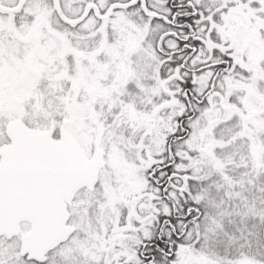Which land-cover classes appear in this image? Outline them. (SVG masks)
I'll use <instances>...</instances> for the list:
<instances>
[{"label":"snow or ice","instance_id":"snow-or-ice-1","mask_svg":"<svg viewBox=\"0 0 264 264\" xmlns=\"http://www.w3.org/2000/svg\"><path fill=\"white\" fill-rule=\"evenodd\" d=\"M0 264H264V0H0Z\"/></svg>","mask_w":264,"mask_h":264}]
</instances>
